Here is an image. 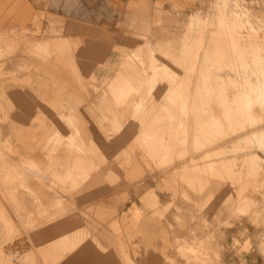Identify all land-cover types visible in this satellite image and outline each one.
Listing matches in <instances>:
<instances>
[{
    "label": "rangeland",
    "instance_id": "obj_1",
    "mask_svg": "<svg viewBox=\"0 0 264 264\" xmlns=\"http://www.w3.org/2000/svg\"><path fill=\"white\" fill-rule=\"evenodd\" d=\"M127 15L0 31V264H264V0Z\"/></svg>",
    "mask_w": 264,
    "mask_h": 264
},
{
    "label": "crops",
    "instance_id": "obj_2",
    "mask_svg": "<svg viewBox=\"0 0 264 264\" xmlns=\"http://www.w3.org/2000/svg\"><path fill=\"white\" fill-rule=\"evenodd\" d=\"M198 0H0V31L27 29L40 12L50 15L61 26V35L83 44L76 50L77 58L99 60L112 52V46L119 44L113 26L114 21L123 20L125 14L135 10L140 16L147 15L152 8L187 10ZM121 13V17L117 14ZM82 61V60H81ZM79 67L85 65L79 64ZM97 67L98 65H94ZM14 101L20 106L11 114L29 116L30 95L14 90ZM22 94V95H21ZM21 101V102H20Z\"/></svg>",
    "mask_w": 264,
    "mask_h": 264
},
{
    "label": "bare ground",
    "instance_id": "obj_3",
    "mask_svg": "<svg viewBox=\"0 0 264 264\" xmlns=\"http://www.w3.org/2000/svg\"><path fill=\"white\" fill-rule=\"evenodd\" d=\"M235 37V36H234ZM235 41V40H234ZM225 42V41H224ZM225 45V44H224ZM246 45V44H245ZM222 48V47H221ZM223 50V49H222ZM236 60V59H235ZM256 63V62H255ZM198 75V74H197ZM194 76V75H193ZM258 76V75H257ZM257 85V84H256ZM184 88V87H183ZM257 88V87H256ZM182 89V88H181ZM177 90V89H176ZM184 91V90H183ZM259 91H261V90H259ZM258 91V92H259ZM262 92V91H261ZM256 96V95H255ZM198 98V97H197ZM260 98V97H259ZM262 100V99H261ZM258 101V100H257ZM200 102V101H199ZM224 102H225V100H224ZM223 102V103H224ZM264 102V101H263ZM205 104V103H204ZM203 106V105H202ZM201 107V106H200ZM204 107V106H203ZM195 109V108H194ZM211 110V109H210ZM194 111V110H193ZM201 113V112H200ZM205 114V113H204ZM201 116V115H200ZM204 120V119H203ZM193 122V121H192ZM200 122V121H199ZM194 123V122H193ZM197 124V123H196ZM199 125V124H198ZM204 125V124H203ZM215 126V125H214ZM184 127V126H183ZM201 128V127H200ZM212 128V127H211ZM200 139V138H199ZM185 149V148H184ZM210 152V151H209ZM187 153V152H186ZM190 158V157H189ZM216 256V255H215ZM209 260V259H208ZM206 262V261H205ZM209 262H211V261H209ZM214 263V262H213Z\"/></svg>",
    "mask_w": 264,
    "mask_h": 264
}]
</instances>
